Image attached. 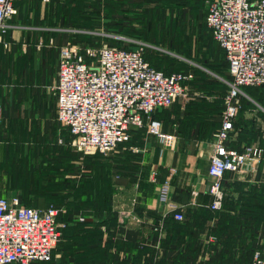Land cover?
<instances>
[{"label":"crops","instance_id":"1","mask_svg":"<svg viewBox=\"0 0 264 264\" xmlns=\"http://www.w3.org/2000/svg\"><path fill=\"white\" fill-rule=\"evenodd\" d=\"M190 1L199 6L200 15L202 0ZM141 2L143 6L162 5L159 0ZM14 4L17 14L6 35L8 46L0 43V162L11 155L10 144L20 127L27 126L34 116H50L55 111L49 68L57 63L63 46L59 41L53 44L58 37L45 39L42 31L50 27L34 21L35 16H41L43 0H14ZM206 13L207 8L205 20ZM203 99L209 101L204 96L179 97L172 107L154 114L166 132L176 134L171 148L162 146L145 129H132L129 138L113 152L80 153L79 159H86L84 168L62 152L63 162L50 168L49 186L46 179L37 181L50 189L46 203H69L68 213L64 214L67 219L61 214V221L72 220L70 225L80 220L100 223L105 238L115 244L109 249L111 256L106 264H119L122 259L132 262L137 249L130 243L140 250L146 248L140 264H173L183 257L189 264H251L250 247L264 243V222L254 234L245 232L244 224L238 230L242 206L254 196L264 198V156L254 168L228 171L222 180L223 209H209L212 179L208 167L213 134L222 124L212 104H204L208 107L205 110L188 109L191 102ZM239 100L230 146L240 151L255 143L264 149V86L243 87ZM164 180L172 185L167 203L158 199V187ZM78 202H82L80 209L76 207ZM176 212H182L185 219L177 220ZM67 264L79 263L71 258Z\"/></svg>","mask_w":264,"mask_h":264},{"label":"built area","instance_id":"2","mask_svg":"<svg viewBox=\"0 0 264 264\" xmlns=\"http://www.w3.org/2000/svg\"><path fill=\"white\" fill-rule=\"evenodd\" d=\"M206 8V23L224 50L231 76L208 167L212 179L209 209L220 211L225 174L254 168L264 156V149L255 143L240 151L229 143L242 88L264 86V0H207ZM16 14L14 0H0V42L5 46ZM136 41L134 48L112 44L61 47L54 69L55 118L74 135L72 146L77 151L113 152L132 129H145L167 148L175 145L176 134L166 132L154 114L172 107L179 97H187L188 75L157 69L146 59L151 44ZM171 193V182L161 181L159 201L167 203ZM59 215L60 209L53 204L27 205L18 194L0 197V264L52 261L66 225ZM174 217L185 219L182 212ZM251 264H264V243L253 250Z\"/></svg>","mask_w":264,"mask_h":264},{"label":"rangeland","instance_id":"3","mask_svg":"<svg viewBox=\"0 0 264 264\" xmlns=\"http://www.w3.org/2000/svg\"><path fill=\"white\" fill-rule=\"evenodd\" d=\"M133 2L135 4L128 5L126 3L130 4L131 0H85L83 2L84 11H80L76 8L80 3L78 0L44 1L41 16H35L34 21L40 26L50 27L42 32L45 34V39L48 40L51 36L58 37V40L53 44L59 41L63 45L97 47L103 44H112L134 48L137 46L136 40L144 41V34H149L152 39L147 41L151 44L146 49L148 61L162 70L170 72L171 67L172 71H181L187 74V97L201 98L204 96V98H209L208 103L213 105L211 109L216 110L217 117L221 120L231 76L228 73V63L223 48L212 38L209 31H204V36H200V33L197 32V27L206 23L207 0H202L200 7L202 11L199 15L197 10L196 19L191 16L188 18L190 22L195 21V23H188L185 28L187 36L191 37V40L186 38L181 46L186 48L190 43V56L183 55L176 49V45L180 44V37L175 33L176 30L170 27L169 10L165 13L164 19L156 21V25L152 24L154 30L148 32L151 29L145 26L146 23H143V20L146 22L143 19L145 9H152L156 12L160 5L143 6L139 5L141 0H133ZM97 5L100 7L99 11ZM110 5H113V9ZM91 9L94 11L90 12ZM26 17L29 18L28 13ZM5 40L7 41L6 37ZM55 64L49 68V76L53 81L51 84L52 97ZM175 65L178 66L175 67ZM73 139L74 135L58 124L55 111L50 116L44 114V116L37 115L30 118L28 125L20 127V133L17 137H13V141L16 143L10 144L11 155L5 162H0V197L18 194L23 198L22 195L25 193L24 203L26 204L38 207L52 204L53 202H45V196L48 195L50 189H44L46 184L41 186V184H37V181L39 179L50 180L49 177L52 175L50 168L56 166L59 157L63 156L62 152L73 156L78 161L75 164L84 168L86 159L83 160L85 157L79 159L82 152L74 149ZM42 167H45L44 171L41 169ZM54 204L56 205V202ZM68 205L69 203L64 206L56 205L64 220L67 219L64 214L68 213ZM62 238L63 236L54 249L51 264H60L62 260ZM256 247H250L251 253ZM142 248V250L146 249L144 246ZM58 261L59 263H57Z\"/></svg>","mask_w":264,"mask_h":264},{"label":"trees","instance_id":"4","mask_svg":"<svg viewBox=\"0 0 264 264\" xmlns=\"http://www.w3.org/2000/svg\"><path fill=\"white\" fill-rule=\"evenodd\" d=\"M78 1H80V3H78V7H76L77 10L84 11L85 5L83 4V2L85 0H78ZM159 2H161L162 5H160L158 11L156 12H154L152 9H145L144 12L145 14L143 19H145L146 22L143 20V23H146L145 26L151 29L148 30V32H152L154 30L152 24L154 23L156 25L157 24L156 21H160L164 19L165 13L167 12V10H169L170 14L168 15V17H169L170 27L173 30H176L175 33H177L178 37H180V44L176 45V49L179 51V53H182L183 55L186 56H190L191 54L190 43H188L189 46H187L186 48H182L181 44L184 43V40L186 38L191 40V37L187 36L188 34L185 28L187 27L188 23H195V21L192 22L188 21V18L189 16L195 19L197 18V10L199 6L198 7L195 6L194 2L192 3L190 0H159ZM176 2H180V4L177 5ZM96 7L99 11L100 8L99 5H97ZM110 7L111 9H113V5H110ZM93 11L94 9L93 10L91 9L90 12ZM197 28H198L197 32L200 33V36H204L203 33L206 30L212 34L211 29L207 26V23H205L204 25L200 24L199 27ZM144 36L145 39L143 40L144 41L146 40L145 42L152 39V36H150L147 33L144 34ZM176 66L178 65H175V67ZM155 67L159 68L158 66ZM172 70L173 68L170 67V72L165 70L164 72L166 74H171L173 72H181V71H172ZM204 104H208V102H206L205 99L196 103L191 102L188 109L193 111L208 109V107L204 106ZM69 157L72 158L73 156L69 155ZM62 159L65 158L64 157L59 158L56 165L59 164V162H61ZM41 169L44 171L45 167H42ZM41 180L42 179H39L38 181ZM49 184L50 183L48 181L47 185L49 186ZM80 188H82V185ZM81 203L82 202L77 203L76 207L78 209L82 208ZM239 217L242 220V223L239 225L238 230L241 231L242 226L244 224L246 226L245 232H247L248 234H254V231H256L259 228V225L262 222H264V198L255 197V196L250 198L247 201V203L242 206ZM60 218L61 217L59 215V219ZM69 222H72V220H67L65 227L62 228L63 238H62L61 248L63 250V257L60 264H67L71 258H75V260L79 264H106L111 256L109 249L115 246V244L113 241H111V239L105 238L104 232H102V230L100 229V223H93L89 221H85V222L76 221L73 225H69ZM221 232H222L221 228H218L217 233L219 236H221ZM130 244L134 250L137 249V253L134 257V260L132 262H129V260L122 259L121 261H119V264H140L139 259L141 258V255L144 253V250H140L136 248L134 245L135 243H130ZM116 246H118V248H123L124 245L122 246L120 243H117ZM38 263L51 264V261L38 262ZM144 264H153V263L150 262L147 263L145 261ZM158 264H165V263L161 261ZM173 264H189V263L186 261V257H183L181 261H175Z\"/></svg>","mask_w":264,"mask_h":264}]
</instances>
